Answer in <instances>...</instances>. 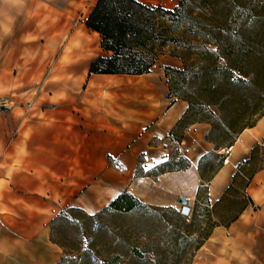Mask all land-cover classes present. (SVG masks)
Wrapping results in <instances>:
<instances>
[{"label":"crops","instance_id":"crops-1","mask_svg":"<svg viewBox=\"0 0 264 264\" xmlns=\"http://www.w3.org/2000/svg\"><path fill=\"white\" fill-rule=\"evenodd\" d=\"M136 1L164 9L179 2ZM96 2L0 0V264H9L15 244L33 248L39 264L57 263L50 222L69 207L92 215L124 192L156 207L176 208L178 198L193 205L198 162L218 152L207 122L189 124L180 141L170 134L188 104L168 97L163 69L89 73L97 57L111 55L85 24ZM257 147L264 150V117L222 152L204 185L211 205L229 186L252 203L212 229L202 264H264V167L247 185L236 183ZM172 149L189 165L171 167ZM49 252L58 259L45 258Z\"/></svg>","mask_w":264,"mask_h":264},{"label":"trees","instance_id":"trees-1","mask_svg":"<svg viewBox=\"0 0 264 264\" xmlns=\"http://www.w3.org/2000/svg\"><path fill=\"white\" fill-rule=\"evenodd\" d=\"M148 15L158 19H149ZM85 24L100 35L101 48L111 52L109 57L99 56L90 64V74L148 73L156 57L167 54V48L170 56L180 60L181 68L164 67L168 97L188 104L170 133L174 136L181 130L174 137L176 141H180L189 124L207 122L211 128L206 140L215 151L227 150L245 129L264 117V0H179L173 9L146 6L136 0H97ZM211 107H216L218 115L209 110ZM225 157V153L218 154L216 171ZM202 158L198 162L202 183L196 202L201 188L216 172L204 178ZM182 161L183 167L189 165ZM243 165L237 169L239 175ZM242 176L247 185L252 175ZM230 190L239 192L229 186L226 194ZM251 203L247 198L230 222ZM138 206L139 200L124 192L107 208L123 215ZM105 209L90 215L69 207L51 220L50 241L62 251L55 264H92L101 260L95 246L97 231L89 223ZM62 227L75 228L77 234L69 240L59 234ZM83 241L86 246L82 249ZM114 247L130 249L132 256L138 254L126 241ZM102 263L119 264L118 254Z\"/></svg>","mask_w":264,"mask_h":264},{"label":"rangeland","instance_id":"rangeland-1","mask_svg":"<svg viewBox=\"0 0 264 264\" xmlns=\"http://www.w3.org/2000/svg\"><path fill=\"white\" fill-rule=\"evenodd\" d=\"M148 17L154 21L158 19L156 15H148ZM168 49L170 48L165 49L167 54L156 57L151 70L157 68L163 69L164 72V67L170 66L168 65L170 62L175 60L180 62L179 59L168 54ZM209 110H213L218 115L216 107H211ZM180 133L181 130L178 129L176 134ZM174 146L172 145V148ZM217 151H211L201 160L204 178L216 171L218 154L226 152V148ZM172 158L175 161H172L171 167L184 166V161L179 157L177 150L172 151ZM262 167H264V150L262 147H257L249 163L243 165L241 173L249 177ZM242 175L236 179V183L240 186L246 182ZM201 189L199 201L189 206L188 215L181 214L180 204L176 208L168 209L139 201V206L133 212L123 215L106 207L96 220L89 223L97 231L95 246H97V256L101 259L92 264H103L102 260L112 259L117 254L119 264H202L209 256V250L204 244L214 225L228 226L240 207L247 202L248 197L241 192L230 190L218 204L211 205L205 187ZM58 232L63 237L67 236L69 240L77 234L72 227H62ZM120 241L128 242L129 248L135 247L138 254L132 256L128 252L130 249L122 251L120 249L122 247L115 248L114 246ZM85 243L86 241H83L82 249L85 248ZM47 246L49 248V244ZM15 247L13 253L7 254L9 264H39L42 256L35 254L33 248L28 251L27 248L17 244ZM57 250L59 251L60 248L58 247ZM58 256L56 252H49L45 258L52 260L53 257L58 259ZM47 264L51 263L48 261Z\"/></svg>","mask_w":264,"mask_h":264},{"label":"water","instance_id":"water-1","mask_svg":"<svg viewBox=\"0 0 264 264\" xmlns=\"http://www.w3.org/2000/svg\"><path fill=\"white\" fill-rule=\"evenodd\" d=\"M177 202L181 206V210H180L181 214L188 215L190 208L188 206L187 200H185L183 198H178Z\"/></svg>","mask_w":264,"mask_h":264},{"label":"bare ground","instance_id":"bare-ground-1","mask_svg":"<svg viewBox=\"0 0 264 264\" xmlns=\"http://www.w3.org/2000/svg\"><path fill=\"white\" fill-rule=\"evenodd\" d=\"M247 130V129H246Z\"/></svg>","mask_w":264,"mask_h":264}]
</instances>
